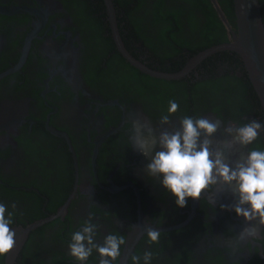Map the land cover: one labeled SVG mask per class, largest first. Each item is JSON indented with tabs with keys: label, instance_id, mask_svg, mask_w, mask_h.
Listing matches in <instances>:
<instances>
[{
	"label": "flooded vegetation",
	"instance_id": "af4514ba",
	"mask_svg": "<svg viewBox=\"0 0 264 264\" xmlns=\"http://www.w3.org/2000/svg\"><path fill=\"white\" fill-rule=\"evenodd\" d=\"M111 1L125 51L176 77L149 75L120 53L104 0H0V203L13 213L10 227L43 220L14 264H79L68 245L89 217L97 243L125 238L113 264L145 251L151 264H264V230L236 251L247 225L231 191L212 188L177 207L130 138L132 119L159 129L169 101L179 105L169 129L185 116L206 117L221 122L215 139L223 140L228 125L264 124L236 53L195 59L231 41L233 0ZM249 148L264 150V132ZM247 150L226 154L234 161ZM149 227L158 242H149ZM99 259L93 251L85 264Z\"/></svg>",
	"mask_w": 264,
	"mask_h": 264
},
{
	"label": "clouds",
	"instance_id": "9594fccd",
	"mask_svg": "<svg viewBox=\"0 0 264 264\" xmlns=\"http://www.w3.org/2000/svg\"><path fill=\"white\" fill-rule=\"evenodd\" d=\"M178 107L175 101H169L168 114L161 116L159 129L132 119V145L150 158L149 176L161 181L179 208H185L188 199L199 200L202 193L212 188L215 193L231 191L237 197L234 211L247 225L236 237L235 246L239 252L241 245L258 239L264 230V150L249 148L264 132V124L253 120L240 126L228 125L223 131L230 139L217 140L215 136L221 129L219 120L185 116L178 127H166L171 124L170 116L178 111ZM238 149L248 150L238 159L231 160L226 152L233 153ZM6 212V205L0 203V256L9 254L16 245V233L10 227L13 213L7 212L6 217ZM92 220L93 217H89L81 229L72 233L68 245L70 255L79 264H85L95 251L100 257L99 264H113L121 256L125 238L109 234L102 243H97L95 237L99 226ZM146 234L150 243L160 239V232L152 227ZM152 258L153 253L145 251L142 258L133 255L131 259L132 264H141V259L143 264H151Z\"/></svg>",
	"mask_w": 264,
	"mask_h": 264
},
{
	"label": "water",
	"instance_id": "95a60500",
	"mask_svg": "<svg viewBox=\"0 0 264 264\" xmlns=\"http://www.w3.org/2000/svg\"><path fill=\"white\" fill-rule=\"evenodd\" d=\"M110 14L113 37L120 53L134 66L152 76L173 78L175 75H166L147 69L134 60L123 48L119 39L114 19V10L111 0H104ZM235 34L228 43L211 47L199 53L195 59H200L214 51L228 50L236 53L244 67L248 79L257 95L262 111L264 113V23L262 19L261 5L259 0H233ZM43 221V220H42ZM42 221L35 222L27 227H11L16 233V245L14 249L5 256L6 264H14L15 259L22 248L28 231ZM131 245H127L130 249Z\"/></svg>",
	"mask_w": 264,
	"mask_h": 264
}]
</instances>
